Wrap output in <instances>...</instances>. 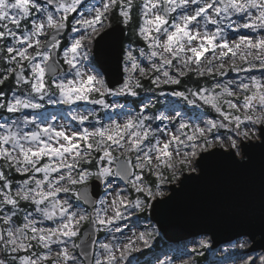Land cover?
<instances>
[{
    "label": "snow or ice",
    "instance_id": "obj_1",
    "mask_svg": "<svg viewBox=\"0 0 264 264\" xmlns=\"http://www.w3.org/2000/svg\"><path fill=\"white\" fill-rule=\"evenodd\" d=\"M99 3L101 6L89 5L87 0L44 3L0 0V29H3L0 59L9 65L0 69L3 73L0 86H6L10 77L15 85L8 92L0 88V110L13 114L0 122V264H132L129 257L141 249L132 240L121 248L115 233H122L123 228L117 222L127 221L145 207H154L151 201L164 195L161 185L177 180L183 184L184 180L198 178L187 176L180 180V174L184 170L197 172L200 164L196 157L202 152L215 155L209 149L214 144L223 146L219 135L210 138L214 132L225 129L234 131L237 137L249 138V131H240L242 125H264V0H140L139 5L136 0H99ZM190 5L196 7L191 9ZM137 7L140 24L136 35L147 45L148 52L144 49L140 52L142 57L147 56L150 67L142 66L133 54L135 50L126 48L123 82L120 83L117 74L119 86L112 89L92 66L90 46L95 41L99 49L101 42L111 35L106 28L111 27L109 17L114 9L123 25L128 26ZM78 11L82 14L71 20V32L77 35L63 46L61 54L58 37L68 28L69 17ZM228 28L238 39L229 38ZM241 29L248 31L241 33ZM208 52L211 57L205 56ZM119 54L117 49L116 55ZM154 58L159 60L158 64ZM60 59L68 66L66 71ZM173 61L179 65L177 76L167 70L176 66ZM253 70H258L260 76L251 74ZM137 72L139 78L133 75ZM153 72L157 75H152ZM189 72L198 77H226L229 72L248 75L216 81L211 89L171 93L188 105L200 101L223 118H188L201 120L203 126L186 122L180 111L174 116L147 113L146 104L135 115L128 114L122 123L112 119L110 124H102L94 110L80 112L69 108L67 116L78 122L82 130L63 123L57 126L53 123L55 116L52 120H40L38 113H25L26 109H42L44 101L69 106L84 101L103 109H122V105L107 103L105 96L137 97V89L143 88V78L159 88L161 84H179L178 77ZM90 118V126L83 127ZM157 121L174 124L175 132L153 127ZM161 135L169 139L162 142ZM261 136L264 138V128ZM228 140L231 149L240 152L243 148L245 155L251 147H260L264 152V142L240 145L231 136ZM227 155L235 159L231 151ZM13 171L27 178L13 184L9 178ZM144 172L155 179L146 183ZM37 173H42L43 178H37ZM53 173L56 175L52 176ZM116 178L131 187L137 194L134 199L129 198L127 187L121 188L116 183ZM92 181L103 185L104 194L99 200L92 199L96 187L92 184L90 189ZM61 193L65 194L63 200L59 198ZM73 199L83 201L93 211L89 213L86 208L74 205ZM22 202L32 206L33 211L23 209ZM37 216L42 219H36ZM57 217L55 227H37L44 220L53 221ZM84 223L88 224L85 232L89 233V239L94 233L111 232L114 228L111 240L115 243H99L98 249L102 251L97 250L95 239L91 240V250L87 241L76 243L74 238L81 235ZM138 238L144 247H149L144 232ZM33 242L46 251H32ZM53 244L60 246L55 256ZM69 245L72 250L79 249V256L70 252ZM200 247L207 249L210 242L201 240ZM243 264H264V253L258 259L249 257Z\"/></svg>",
    "mask_w": 264,
    "mask_h": 264
},
{
    "label": "water",
    "instance_id": "obj_2",
    "mask_svg": "<svg viewBox=\"0 0 264 264\" xmlns=\"http://www.w3.org/2000/svg\"><path fill=\"white\" fill-rule=\"evenodd\" d=\"M108 32L111 35L101 42V47L98 49L95 45L94 56L108 84L113 87L118 85L117 74L122 82L123 32L117 27ZM61 36L62 33L58 38ZM262 142L264 138L260 131L259 141L243 145H260ZM244 151L242 148L239 158L231 151L234 160L228 157L229 152L220 149L210 151L216 153L212 156L208 152L201 154L197 159L200 164L198 174L184 175L181 180L187 176L198 178L170 187L169 196L153 204L151 219L167 240L178 242L208 235L217 246L247 236L254 242L255 250H264V152L260 147L248 148L247 155ZM92 184L96 185L92 199L97 200L100 183L93 181L90 189ZM257 237L261 239L256 240ZM92 239H95V233L89 239V233L85 232L80 243L87 241L91 250Z\"/></svg>",
    "mask_w": 264,
    "mask_h": 264
},
{
    "label": "rangeland",
    "instance_id": "obj_3",
    "mask_svg": "<svg viewBox=\"0 0 264 264\" xmlns=\"http://www.w3.org/2000/svg\"><path fill=\"white\" fill-rule=\"evenodd\" d=\"M138 1L140 2V0H138ZM90 4H93V3L90 2L89 5ZM86 7H87V5H86ZM190 8L194 9L195 5H190ZM180 11L181 10H178V12H180ZM80 14H82V13L79 12L78 15H80ZM173 15H176V13H173ZM233 19H235V17H233ZM139 24H140V21H139ZM209 27L212 28L211 26H209ZM200 30L203 31V28H201ZM213 30H214V28H213ZM226 31L230 34V36H229L230 39H238V35L237 36L231 35V33H232L231 28L226 29ZM247 31L248 30H245V29L240 30L241 33L247 32ZM76 35H77V33H72L71 37L69 38V41L72 37H75ZM41 39H44V38L41 37ZM140 40L143 43L144 48H134L131 45H128L126 48L134 49L135 51L133 54L140 59L142 66L148 68V67H150L151 62L147 59V56L142 57L141 52H140V49H144L145 53H147L148 52L147 45L141 38H140ZM29 51L31 52L32 49H29ZM62 51H63V47H61V49H60L61 54H62ZM211 55H212L211 52L205 53V56H207V57H211ZM154 60L157 64L159 63L158 59L154 58ZM201 61H202V64L205 62L204 57L201 58ZM85 63L88 64L89 62H85ZM173 64L176 66L172 67V68H167V66H166V68L169 71L170 75L177 76L178 75L177 68L179 67V65H177L176 61H173ZM193 67H195V65H193ZM251 74L256 75L258 77L260 76V72L258 70H253V72ZM99 75L102 77V75L100 73H99ZM133 75L136 78H139L138 72L134 73ZM152 75H157V73L153 72ZM193 75H195V74L193 73ZM246 75H248V74L243 73V72H241V73L229 72L226 77H218L217 79L219 81H223L226 79H238V78H243ZM180 77H178V78L180 79ZM196 77H198V76H196ZM161 79H163V76H161ZM149 81H150V79H149ZM150 83H151V81H150ZM178 85L179 84H161L159 88H156L153 85L154 90H156V89L157 90L160 89V90L158 92H156V91L152 92V93H150V95H148V97H147L148 100H146L144 103V105L146 104L148 106L147 107V113L154 114V115H158V114L163 113L164 115H167V116H174L176 111H180L183 114V118L185 119L186 122L193 124V125L196 123H200V126H203V123L201 120H197L195 118L192 120H189L188 118L189 117H197V116L202 117L203 119L213 118L211 115H207V113L204 112L205 110H204V106L201 104L202 102L197 101L196 105H188L187 102L185 100H183L182 98L172 96L171 93L175 91L174 88ZM212 87H213V84L210 85L208 87V89H211ZM177 91H179V90H177ZM216 91H219V89H216ZM179 92H182V91H179ZM157 95L160 96V102L158 103L159 110L156 113H152L150 110H148V108L152 107L154 98ZM107 96H109V95H107ZM114 98H117V97H114ZM189 98L192 99L193 97H191V95H189ZM233 99H235V98H233ZM111 104L122 105L117 100L112 101ZM135 104L137 105V103H135ZM60 105L61 104L49 105V104H47V102H45L44 107L42 109H39V111L26 109L25 113L29 114V115H37V113H38L39 114L38 118L40 120H44V119L52 120V117L55 116L56 119L53 121V123H55L57 126H59L60 124L63 123V124L69 125L72 128L81 129V130H82L81 125L78 122L71 121L70 117L67 116V112H68L69 108L75 109V110L80 111V112H86V110H94V111H96L97 116L100 119L102 124H110L112 119H115V120L122 123L128 114H131V115L136 114V111H134L132 109V107H130L129 105H122L123 106L122 109L120 107H117L115 109H113V108L103 109L99 105H96L95 107H91L88 105V103H84V101H79V102H77V104L71 105L68 108H62L61 110L58 108ZM206 106L208 108H210V106H208V105H206ZM210 110H212V109L210 108ZM224 110L228 111L226 106H225ZM62 111H64V114L62 113ZM101 111L103 112V115L99 114ZM121 113H123V114H121ZM214 113L217 114L215 111H214ZM5 117H6V115L0 116V122H3ZM222 119L223 118L221 117V120ZM90 121H91V118L89 121H85L83 127H89ZM178 123H179V119L177 120V124ZM225 123H227V122L225 121ZM157 126H159L161 128L171 129L173 132H175V125L168 123L167 121H157L155 124H153V127H157ZM258 126H261V125H242L240 131H249V138L241 137V139L247 140V139H254L255 137H257L256 135L258 133V128H259ZM231 127L234 128L235 125L233 124ZM216 135H219L221 137L222 142H223V146L218 145V144H214L213 148H215V147L229 148L230 147V141L228 140L229 136H231L233 139H237L238 144H240V137H237L234 131H227L225 129H219L218 131L214 132L210 136V138H212ZM167 139H169V137L161 135V141L162 142L166 141ZM182 139H183V137H182ZM185 151H190V149H185ZM236 153H237V155L240 154L237 150H236ZM115 154L119 155V153H115ZM239 156H241V154ZM45 160H46V158H45ZM133 160H134L133 163H135V154H133ZM153 163H155V154H153ZM113 167H114V165H113ZM138 171L139 170H137V172ZM184 172L189 173L190 171L184 170ZM194 173H196V172H194ZM167 174L170 175V173H167ZM55 175H56L55 173L52 174V176H55ZM36 177L39 179H42L43 174L37 173ZM116 183L121 188L127 187L128 192L131 193L129 191V187H130L129 185L122 184L118 178H116ZM170 183H177V181H171L169 183H165V184L161 185L160 190L164 193V195H166L168 193L167 185ZM153 191H155V187L153 188ZM103 194H104V188L102 191V195ZM136 195L137 194L134 192V196H132V194H131L129 198L134 199L136 197ZM64 196H65V194H63V193L59 194V198L61 200L64 199ZM163 196H159V198L163 197ZM142 198L147 199L145 197H142ZM111 199H112V197L109 196L108 197L109 203L111 202ZM71 202L74 205L86 208V207H84V205L82 203L77 202L74 199ZM32 210H33V207H32ZM87 211L89 213H91L93 211V209H87ZM144 211L145 212L142 215H138V213H136L135 215L130 217L127 221L122 220V221L117 222L123 228L122 233H115V236L117 237L118 241L120 242L121 248L124 246V244H127L129 242V240H132V241H135V244L140 247V249H141L140 252H142V254H145V257L141 258L142 261H138L134 257V254L140 253V252L132 253L131 256L129 257V260L132 261V264H161V262H164V264H197V262H196L197 256H203V257L207 256L206 262H209V264H243V262L245 260H247L249 257H253V258L258 259L259 256L262 253H264V251H262V250H257L255 252L248 254V255H242V254H244V252L250 250L251 246H252L251 240H249L245 237H242L239 240H236L234 243L230 242L228 244L221 245L216 250L212 249V251H211L209 248L203 249L200 247V241L201 240H208L209 241V239H208V237H202L201 236V237L192 239V240H190V241H188L182 245H171V246L166 248L167 250H165V251H163V252H161L158 255L153 257L154 253H152V255H148V253H145L144 250H146V248H148V247H144L143 241H141L138 238L140 233L144 232L145 233V239L148 240L149 246H151V244L156 240L155 235L157 234V229L155 228L154 224H150L149 223L150 221L147 219L148 218V207H145ZM111 214H112V212H111V210H109L108 215H111ZM141 217H142L143 221L140 220ZM36 219L40 220L42 218L37 216ZM58 222H59L58 217L54 218L53 221L44 220L42 224H37V227H41V226H43V227H55L56 223H58ZM113 233H114V228L111 232H108V231L103 232L102 237L99 240V243H108V242L115 243V241L111 240ZM149 233L151 235H149ZM241 244H244L245 247L240 248L239 245H241ZM33 247H34V249H33L34 252L41 253V252L46 251L43 248H37L35 246V242H33ZM51 248L53 250L52 255L55 256V252L59 250L60 246L53 244V245H51ZM69 250H70V252H73V254H75V250H72L70 245H69ZM97 250H99L98 246H97ZM99 251H102V250H99ZM239 252H240V255L238 254ZM198 253H202V254H198ZM117 255H119V253H117ZM152 257H153V259H152ZM148 258H149V260L146 261V259H148Z\"/></svg>",
    "mask_w": 264,
    "mask_h": 264
},
{
    "label": "trees",
    "instance_id": "obj_4",
    "mask_svg": "<svg viewBox=\"0 0 264 264\" xmlns=\"http://www.w3.org/2000/svg\"><path fill=\"white\" fill-rule=\"evenodd\" d=\"M5 68H6V66H5ZM0 75H2L1 72H0ZM12 82H13V80H12V78L10 77V78H9V81L6 82V86H0V88H3V90H4L5 92H8V89H9V88L14 87V85L12 86V84H11Z\"/></svg>",
    "mask_w": 264,
    "mask_h": 264
},
{
    "label": "bare ground",
    "instance_id": "obj_5",
    "mask_svg": "<svg viewBox=\"0 0 264 264\" xmlns=\"http://www.w3.org/2000/svg\"><path fill=\"white\" fill-rule=\"evenodd\" d=\"M259 239H261V238H260V237H257V238H256V240H259Z\"/></svg>",
    "mask_w": 264,
    "mask_h": 264
}]
</instances>
